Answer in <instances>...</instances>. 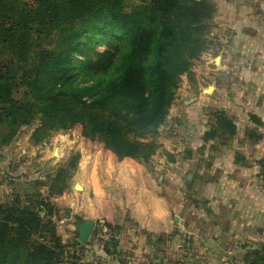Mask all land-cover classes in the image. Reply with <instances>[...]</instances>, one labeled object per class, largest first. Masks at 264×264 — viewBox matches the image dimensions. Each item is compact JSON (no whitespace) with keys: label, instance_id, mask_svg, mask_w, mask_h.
<instances>
[{"label":"rangeland","instance_id":"obj_1","mask_svg":"<svg viewBox=\"0 0 264 264\" xmlns=\"http://www.w3.org/2000/svg\"><path fill=\"white\" fill-rule=\"evenodd\" d=\"M144 1L127 0L126 10L131 12ZM210 1L215 12L208 19L204 51L192 61L190 71L182 75L165 121L156 133L146 136L160 143V148L142 164L155 170L168 202L175 203L170 211L174 232L158 239L162 248L154 261L162 264H214L207 261L210 254L195 250L197 245L216 246L211 255L227 261L225 264H248L246 253L264 245V0ZM83 29L78 49L72 54L74 68L65 80L69 87L92 83L104 61H113L118 53L115 40L100 34L97 23ZM66 44L64 32L59 31L48 46L64 52ZM61 80L64 79L50 76L46 84ZM210 87L213 89L208 92ZM15 96L31 99L23 87ZM217 110L225 111L236 123L235 134L220 131ZM39 124L37 118L31 125L21 127L9 145L1 143L5 129L0 127V207L17 205L38 211L43 205L46 216L42 220L53 223L62 239L56 264L100 260L99 252L92 254L94 258L88 257L85 248L78 244L79 219H68L64 202L52 204L54 200H46L43 194H48L44 188L50 187L58 169L68 167L80 153V144L107 147L99 138L85 137L79 124L52 132L50 136L69 135L74 141L65 150L54 145L51 170L45 166L47 170L36 176L39 153L30 150L36 143L28 135H33ZM212 127L218 128L219 134L205 140V133ZM157 165L160 167L155 169ZM75 171L71 170L65 190L49 192L50 196L55 199L70 190ZM46 176L49 177L43 178ZM72 222L74 233L64 242V229L68 231L67 225ZM99 238L103 239L99 244L104 248L109 229L101 232ZM92 239L91 235L89 242ZM72 245L75 247L69 248ZM204 256L207 258L202 260Z\"/></svg>","mask_w":264,"mask_h":264},{"label":"trees","instance_id":"obj_2","mask_svg":"<svg viewBox=\"0 0 264 264\" xmlns=\"http://www.w3.org/2000/svg\"><path fill=\"white\" fill-rule=\"evenodd\" d=\"M126 1L0 0L3 145L38 118L40 124L31 135L36 144L52 132L79 124L85 137L99 138L119 159L147 163L156 154L160 143L146 136L165 121L182 75L204 51L215 6L210 0H145L129 12ZM94 23L100 34L115 40L118 53L113 61H104L92 83L69 87L65 80L74 68L72 54L83 27ZM59 31L66 36L64 52L48 46ZM50 76L64 80L47 85ZM22 87L30 100L15 96ZM215 116L220 131L236 133L237 125L225 111L217 110ZM218 128L212 127L204 139L215 138ZM78 157L53 175L50 193L65 190ZM107 227L104 249L118 253L121 228ZM62 248L55 225L45 223L36 210L0 207V264H56ZM245 258L248 264H264V245Z\"/></svg>","mask_w":264,"mask_h":264},{"label":"crops","instance_id":"obj_3","mask_svg":"<svg viewBox=\"0 0 264 264\" xmlns=\"http://www.w3.org/2000/svg\"><path fill=\"white\" fill-rule=\"evenodd\" d=\"M30 136L28 135V139ZM73 141L69 135H52L41 144L31 145L30 150L39 153L37 163L40 164L36 167L38 170L36 176H41L47 169L51 170L49 164L53 160L50 153L52 156L56 153L55 148L52 149L54 145H59L65 150ZM78 148L79 160L76 161V174L70 181V190L64 191L62 196L54 199L49 194L50 187L47 186L44 189H47L48 194L44 193L43 197L46 200H54L52 204L64 202V210L66 214L67 209L70 210L67 217L72 221L75 217L95 221L93 239L84 248L86 256L93 257L94 252H99L101 257L100 260L92 259L90 264H162L160 261H154L155 254L162 248L158 244V239L174 232L170 223V211L175 203L168 202L164 184L157 180L155 170L129 157L119 159L110 148L89 143H82ZM223 157L224 155L221 160L225 159ZM45 166H48L47 169ZM159 167L157 165L155 169ZM73 188L74 190H71ZM101 219L106 220L108 225L121 228L118 235L120 239L118 253H115L118 258H115L113 253H107L99 244L100 234L103 233L98 224ZM67 226L68 231L64 229V242H67L75 230L73 222ZM73 247L75 246L69 248ZM215 248L214 245H197L195 250L210 254V260H207L210 263L212 261L214 264L227 263L211 255ZM121 257L126 259L121 260ZM206 258L207 256H204L202 260Z\"/></svg>","mask_w":264,"mask_h":264},{"label":"water","instance_id":"obj_4","mask_svg":"<svg viewBox=\"0 0 264 264\" xmlns=\"http://www.w3.org/2000/svg\"><path fill=\"white\" fill-rule=\"evenodd\" d=\"M211 88V87H210ZM67 215H70V210L67 209ZM95 221L92 219L79 218L76 223V233L78 241L82 245H86L94 231Z\"/></svg>","mask_w":264,"mask_h":264},{"label":"built area","instance_id":"obj_5","mask_svg":"<svg viewBox=\"0 0 264 264\" xmlns=\"http://www.w3.org/2000/svg\"><path fill=\"white\" fill-rule=\"evenodd\" d=\"M37 213H38V215H39L41 218H43V217L46 216V210H45V208L43 207V205L40 206V208L38 209ZM99 224H100V226H101V228H102L103 233H107V232H108V227H107V222H106V220L101 219V220L99 221Z\"/></svg>","mask_w":264,"mask_h":264},{"label":"bare ground","instance_id":"obj_6","mask_svg":"<svg viewBox=\"0 0 264 264\" xmlns=\"http://www.w3.org/2000/svg\"><path fill=\"white\" fill-rule=\"evenodd\" d=\"M212 90V88L209 89V91Z\"/></svg>","mask_w":264,"mask_h":264}]
</instances>
